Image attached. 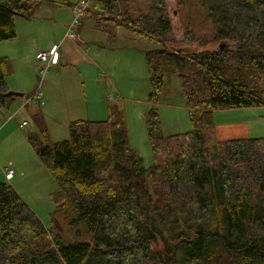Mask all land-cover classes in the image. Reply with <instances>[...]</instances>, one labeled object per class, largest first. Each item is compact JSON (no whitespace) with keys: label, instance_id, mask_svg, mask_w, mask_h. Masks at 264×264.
Masks as SVG:
<instances>
[{"label":"trees","instance_id":"1","mask_svg":"<svg viewBox=\"0 0 264 264\" xmlns=\"http://www.w3.org/2000/svg\"><path fill=\"white\" fill-rule=\"evenodd\" d=\"M144 1L146 12L134 0H91L85 15L112 46L124 30L161 47L145 53L149 101L174 74L191 129L165 137L149 111L148 168L114 108L105 121H71L68 140L49 142L45 126V143L30 135L56 183L55 210L45 228L0 182V264H264V138L219 141L213 125L217 109L264 108V0H200L216 46L204 51L191 50L199 40L192 31L176 38L177 9ZM44 4L78 2L0 0V43L16 38L15 17L31 18ZM12 74L0 56V109L14 101L6 85Z\"/></svg>","mask_w":264,"mask_h":264},{"label":"rangeland","instance_id":"2","mask_svg":"<svg viewBox=\"0 0 264 264\" xmlns=\"http://www.w3.org/2000/svg\"><path fill=\"white\" fill-rule=\"evenodd\" d=\"M76 1L70 0L71 3ZM166 2L170 13L177 9L180 17L182 27L171 18L177 39H182L183 31H192L199 40L191 46V50L216 48L211 43L209 22L199 5L200 0ZM133 5L142 12L147 11V2L144 0H134ZM74 16L75 12L69 6L44 4L31 18L15 17L17 38L0 43V56L12 58L13 61V74L6 80L8 90L20 92V88L25 91L23 97H14L12 106L0 109V182L4 180L3 169L10 167L14 174L9 181L4 182L14 189L45 228H50V214L55 210L50 195L56 183L28 143L30 135L40 137L45 143L41 133L43 126L49 142H60L68 140L69 122L77 120L69 121V116L85 118L90 115L89 121L101 122L108 118L110 108L119 110L127 125L129 145L142 160L144 168L153 163L145 118L149 111L157 114L165 137L191 129L190 111L184 106L178 79L174 74L164 75L163 87L157 99L149 101L151 88L145 53L161 47L155 41L143 40L123 30H120L121 35L112 46L107 36L97 30L95 19L85 13L73 31L76 43L84 51L89 49L87 53L91 59L95 53L98 55L95 65L51 66L39 89L40 97H33L43 66L36 53L46 52L47 42L56 40L60 43ZM51 71L53 74H50ZM48 83L59 84L58 95L55 93L57 90ZM45 101L49 114L56 116L54 119L42 115L40 107ZM21 103L26 107L16 114L19 110L15 112L14 106ZM37 113L40 121L36 120ZM213 121L215 136L219 141L264 138L262 107L217 109L213 112ZM69 213L72 215L74 212L70 209ZM59 222L63 226V235L69 236L66 220L60 217ZM65 238L69 240V237Z\"/></svg>","mask_w":264,"mask_h":264},{"label":"crops","instance_id":"3","mask_svg":"<svg viewBox=\"0 0 264 264\" xmlns=\"http://www.w3.org/2000/svg\"><path fill=\"white\" fill-rule=\"evenodd\" d=\"M77 2H78V0L75 3H77ZM72 9H73V7H72ZM126 34H128V32H126ZM120 35L121 34H120V30H119L118 33H117V37L120 36ZM122 35L125 38V34L122 33ZM57 42L58 41L55 40V42H47V44H46V47H47L46 48L47 49L46 52L47 51H51L56 45H59V49H58V53H59L58 61H57V63L53 67H56V66H60V67H69V66H72L73 67V66H77V65H80V64H84V63H85V65L89 64L90 66L95 65L96 59H97L96 57H98V55L95 53V55L92 57V59L95 61L94 62L91 59V57L89 56V54H88L89 53V49L87 50L88 51V53H87V51H84L78 43H76V42L74 43V41H70V40L66 39L65 34H64V38L61 40V42L60 43H57ZM91 43H96V42L91 41ZM38 53H42V52L38 51L36 53V55ZM10 61H11V66L13 67L12 58H10ZM96 66H97V64H96ZM50 74H53V72L51 71ZM95 81H96V84H98V85L100 84V82L98 81V79H96ZM48 84L53 89L57 90V91H55V93L58 95V87H59V84L58 83H48ZM18 89H19L20 92H23V96H24L25 95L24 94L25 91L24 90H21L20 88H18ZM31 94H33V92ZM12 105H13V103L10 104V106H12ZM46 105L47 104H46V101H45V102L42 103V106L40 107L42 115L45 116V117H48L50 119H54L53 117H56V116H52L51 113L49 114V111H47L48 109L46 108ZM25 107H26V105H23V103H21L19 105H15L14 106V108H15L14 111L16 112L17 110H19L16 113V114H18ZM89 117H91V116L90 115L89 116L86 115L85 118H73L72 116H69V121L72 120V119H79V120L86 119L87 121H89ZM3 171H4V169H3ZM3 177H4V180L5 181H9V180H6L5 179V176H3ZM4 180H1V181L4 182Z\"/></svg>","mask_w":264,"mask_h":264},{"label":"built area","instance_id":"4","mask_svg":"<svg viewBox=\"0 0 264 264\" xmlns=\"http://www.w3.org/2000/svg\"><path fill=\"white\" fill-rule=\"evenodd\" d=\"M91 0H78V4L73 8L75 12V16L72 20V22L68 25L65 33V37L69 38L70 40L75 39V34L73 31V27L77 24L78 20L80 17L83 16L85 10L88 8ZM58 49L59 47L56 46L54 47L51 51L46 52V53H40L38 54V58L42 61L47 63L46 67L41 70L40 74L43 76L47 72V67L50 62L57 63L58 61ZM36 96L40 97L39 91H36L35 94ZM5 179L10 180V178L13 176V170L10 167H7L3 171Z\"/></svg>","mask_w":264,"mask_h":264},{"label":"bare ground","instance_id":"5","mask_svg":"<svg viewBox=\"0 0 264 264\" xmlns=\"http://www.w3.org/2000/svg\"><path fill=\"white\" fill-rule=\"evenodd\" d=\"M88 9V8H87ZM86 9V10H87ZM85 10V11H86ZM85 13V12H84ZM72 41H74V42H76V36H75V39L74 40H72ZM56 46H58L59 47V45H56ZM55 46V47H56ZM47 52H49V51H47ZM42 53H46V52H42ZM38 54H40V53H38ZM38 54L36 55V57H37V59L38 60H40L39 58H38ZM58 57H59V55H58ZM41 61V60H40ZM42 62V61H41ZM42 64H43V66H42V68L40 69V71H39V75H38V83H39V85L37 86V90L36 91H39V89H40V87H41V84H42V81H43V78H44V76H45V74H47L48 72H49V68L51 67V66H54L56 63H53V62H50L49 64H48V67H47V72L42 76L41 74H40V72H41V70L42 69H44L45 67H46V65H47V63H45V62H42ZM10 92V91H9ZM13 97V96H12ZM33 97H35V95L33 96ZM32 97V98H33ZM16 98V97H15Z\"/></svg>","mask_w":264,"mask_h":264},{"label":"water","instance_id":"6","mask_svg":"<svg viewBox=\"0 0 264 264\" xmlns=\"http://www.w3.org/2000/svg\"><path fill=\"white\" fill-rule=\"evenodd\" d=\"M184 49H178L177 51L178 52H182ZM8 95H11V96H13V97H16V98H18V97H23V93H20V92H13V91H10V92H8L7 93Z\"/></svg>","mask_w":264,"mask_h":264}]
</instances>
